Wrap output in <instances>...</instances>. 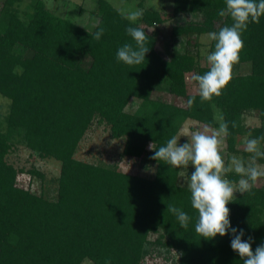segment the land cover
Masks as SVG:
<instances>
[{
    "label": "trees",
    "instance_id": "16d2710c",
    "mask_svg": "<svg viewBox=\"0 0 264 264\" xmlns=\"http://www.w3.org/2000/svg\"><path fill=\"white\" fill-rule=\"evenodd\" d=\"M136 1L143 17L135 26L148 34L150 51L141 65L127 66L116 53L131 42L130 24L108 0L97 1L94 30L54 13L44 0H31L26 10L22 0H0V97L10 101L0 121V264H143L151 235L181 252L179 264H243L231 248V233L208 240L195 232L197 212L188 187L179 183L180 169L150 159L148 145H165L187 120L215 126L218 108L229 125L228 148L236 151L237 137L247 132L243 115L258 111L264 120V17L243 33L245 48L234 66L250 62L252 72L233 75L221 96L202 101L188 92L187 75L203 74L208 66L188 53L161 55L155 26L201 13L203 21L175 26L173 38L218 31L231 24L218 15L225 0H173L171 13ZM100 28L105 32L97 41ZM161 78L185 106L153 98ZM134 100L141 107L130 113ZM96 118L114 138L125 139V156L157 166L154 178L75 158ZM253 136L264 132L253 130ZM16 142L62 163L54 199L17 185L20 170L8 161ZM30 173L42 177L36 169ZM228 178L239 179L233 173ZM167 205L192 217L187 229L166 212ZM228 207L232 226L244 230L245 240L254 238L253 250L264 243V186L238 194Z\"/></svg>",
    "mask_w": 264,
    "mask_h": 264
},
{
    "label": "clouds",
    "instance_id": "9594fccd",
    "mask_svg": "<svg viewBox=\"0 0 264 264\" xmlns=\"http://www.w3.org/2000/svg\"><path fill=\"white\" fill-rule=\"evenodd\" d=\"M120 15L129 21L126 28L131 42L119 47L116 58L127 66H138L145 62L150 51L147 46L148 34L137 22L143 17L142 9H121ZM221 18L231 20L218 31H210L205 37L214 42V51L205 54L208 70L203 74L190 73L191 81L198 86L202 101H210L219 97L233 79L234 66L239 64L241 53L245 48L242 35L252 23L259 24L264 17V0H225V7L218 12ZM105 29L100 28L94 35L99 41ZM189 106L194 103V97L187 101ZM219 126L205 125L194 131L185 129L187 142L181 143V138L173 136L166 144L157 148L155 143L148 145L153 151L150 159L163 162L177 169L195 170L187 176L186 184L190 191L192 208L197 212L195 232L204 239L214 240L216 237H226L231 233V248L238 254L243 264H264V243L253 250L254 238L244 239L245 232L232 226L228 205L237 193L251 194L257 182L264 178V164L258 163L264 159V136L246 139L244 151L249 158L231 155L225 159L223 149L225 138L230 135L229 125L223 116L218 117ZM236 127V123H232ZM235 173L239 179H228V174ZM185 176V171L180 172ZM172 213L180 226L187 229L192 217L185 211L173 205H167V211Z\"/></svg>",
    "mask_w": 264,
    "mask_h": 264
},
{
    "label": "rangeland",
    "instance_id": "374dc122",
    "mask_svg": "<svg viewBox=\"0 0 264 264\" xmlns=\"http://www.w3.org/2000/svg\"><path fill=\"white\" fill-rule=\"evenodd\" d=\"M22 9L26 10L31 0H22ZM47 7L54 13L76 21L81 26L86 27L88 30H94L98 17L95 13L98 0H44ZM118 10L121 9H139L138 2L136 0H108ZM147 8L162 11L168 10V13L173 11V0H149L146 3ZM204 16L201 13L196 14H180L163 25L155 26L161 33L157 49L164 57H171L174 54L188 53L196 56L203 66H207L205 54H202V49L205 53H210L211 41L202 39L206 34H191L182 37L173 38L172 31L175 26L185 25L189 22H201ZM252 72V64L250 62H244L240 64L236 69H233V75H249ZM188 76V75H187ZM164 78V77H163ZM160 79L157 90L153 93V98L175 103L180 106H185V99L176 98L169 93L168 83L163 79ZM188 92L190 94L199 93L198 86L195 82L191 81L190 77L187 78ZM10 101L0 97V121L4 120V117L9 111ZM141 107V101L134 100L127 107V111L130 113L136 112ZM222 116V111L215 108V120L216 124L213 127L219 126L218 117ZM246 133L239 135L236 140V151H230L228 143L225 138V147L223 154L225 159L231 155L243 157L245 160L249 158V153L244 151V141L246 139L254 138L253 130H261L264 132V120L261 119L258 111H249L243 115ZM206 124L197 122L195 120H187L181 127L178 137L181 138V143L187 142L185 136V129L189 132L202 128ZM125 147V139L114 138L112 136L110 126L96 118L93 124L90 126L85 134V137L80 143L75 158L77 160L92 163L96 165H115L122 173L129 175L140 176L143 178H154L157 166L155 164H149L147 167L142 165L141 159L127 157L123 154ZM264 148V143H262ZM148 148V152H150ZM147 153L146 156H148ZM8 161L20 170L17 178V185L30 190L37 196L47 197L54 199L58 193V181L60 179L62 171V163L54 158H45L40 156L39 153L33 152L26 145L20 142H16L15 147L8 155ZM36 169L40 175H32L30 171ZM185 171L186 175H179V183L182 186L187 187L186 179L192 171L195 169L190 167ZM233 175H236L233 173ZM231 180L230 178H228ZM256 186H264V178H261ZM240 194L237 193L236 196ZM234 199V198H233ZM157 235H151L150 243L147 247L148 253L143 261V264H179L182 254L180 251L170 249L166 246L157 244ZM83 264H94L90 260H86Z\"/></svg>",
    "mask_w": 264,
    "mask_h": 264
}]
</instances>
